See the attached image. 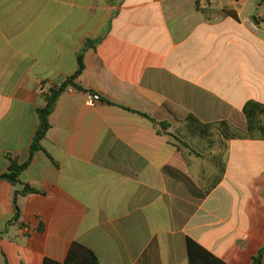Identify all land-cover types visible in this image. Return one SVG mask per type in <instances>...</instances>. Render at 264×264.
<instances>
[{
    "label": "crops",
    "instance_id": "obj_1",
    "mask_svg": "<svg viewBox=\"0 0 264 264\" xmlns=\"http://www.w3.org/2000/svg\"><path fill=\"white\" fill-rule=\"evenodd\" d=\"M87 41L81 90L60 95L20 183L0 179V264L64 263L74 243L99 264H190L188 238L251 264L264 139L243 111L264 106V0H0V174L28 160Z\"/></svg>",
    "mask_w": 264,
    "mask_h": 264
},
{
    "label": "trees",
    "instance_id": "obj_2",
    "mask_svg": "<svg viewBox=\"0 0 264 264\" xmlns=\"http://www.w3.org/2000/svg\"><path fill=\"white\" fill-rule=\"evenodd\" d=\"M92 44V42L87 41L83 49L78 53L76 72L71 77L67 78L65 82H63L59 87L53 88L47 94H45V106L38 110L40 124L34 137L28 160L24 163H19L18 160L10 159L9 169L7 172L0 174V179L6 180L11 184L20 183L21 173L32 162L35 154L43 150L42 142L50 128L49 117L52 114L60 95L69 87H74L75 89L81 90V87L76 84V81L85 68L84 53L92 46ZM243 113L246 117L247 135L252 138L264 139V118H262L264 115V106L250 102L245 107ZM162 127L163 129H166L167 126L163 123ZM33 193H36L34 189L29 186H25L21 192L16 193V196L29 195ZM14 204L17 218L19 216V208L17 206L16 199ZM187 252L190 264H227L190 238L187 239ZM263 261L264 246L258 251L256 255L253 256L251 264H263ZM44 264H99V261L97 256L91 250L81 244L74 243L64 263H58L46 259Z\"/></svg>",
    "mask_w": 264,
    "mask_h": 264
},
{
    "label": "built area",
    "instance_id": "obj_3",
    "mask_svg": "<svg viewBox=\"0 0 264 264\" xmlns=\"http://www.w3.org/2000/svg\"><path fill=\"white\" fill-rule=\"evenodd\" d=\"M68 91L74 92L75 88L69 87ZM85 96H86V103L90 106H95L96 104H99L102 102L101 97L99 95L87 93Z\"/></svg>",
    "mask_w": 264,
    "mask_h": 264
},
{
    "label": "rangeland",
    "instance_id": "obj_4",
    "mask_svg": "<svg viewBox=\"0 0 264 264\" xmlns=\"http://www.w3.org/2000/svg\"><path fill=\"white\" fill-rule=\"evenodd\" d=\"M233 130H232V134L234 136H238L240 134V130H243L245 128V125H242V123H240L238 120H234L233 122Z\"/></svg>",
    "mask_w": 264,
    "mask_h": 264
}]
</instances>
